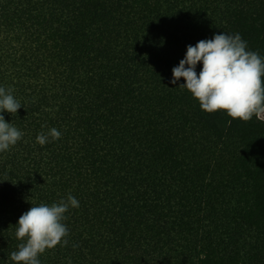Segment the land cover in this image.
I'll use <instances>...</instances> for the list:
<instances>
[{"label": "trees", "instance_id": "obj_1", "mask_svg": "<svg viewBox=\"0 0 264 264\" xmlns=\"http://www.w3.org/2000/svg\"><path fill=\"white\" fill-rule=\"evenodd\" d=\"M220 31L264 56V0H0V86L22 105L4 116L23 133L0 153V264L19 217L69 194L68 243L41 264H264V120L169 83Z\"/></svg>", "mask_w": 264, "mask_h": 264}, {"label": "clouds", "instance_id": "obj_2", "mask_svg": "<svg viewBox=\"0 0 264 264\" xmlns=\"http://www.w3.org/2000/svg\"><path fill=\"white\" fill-rule=\"evenodd\" d=\"M181 78L183 83L177 88L187 90L205 113L221 111L232 120L248 121L264 112V56L248 50L239 33L220 31L211 39L188 45L169 83L177 85ZM21 107L12 90L0 86V153L22 138L23 133L4 116L16 114ZM60 136L53 127L37 134L36 142L45 145ZM78 207L79 201L71 194L58 203L31 206L14 226L15 238L22 242L8 259L13 264H41L39 256L47 249L68 243L65 213Z\"/></svg>", "mask_w": 264, "mask_h": 264}, {"label": "rangeland", "instance_id": "obj_3", "mask_svg": "<svg viewBox=\"0 0 264 264\" xmlns=\"http://www.w3.org/2000/svg\"><path fill=\"white\" fill-rule=\"evenodd\" d=\"M259 116H260L261 119L264 120V112H261V113L259 114Z\"/></svg>", "mask_w": 264, "mask_h": 264}]
</instances>
